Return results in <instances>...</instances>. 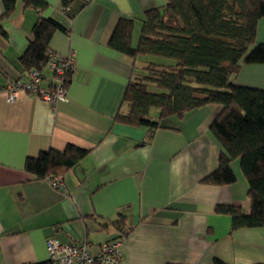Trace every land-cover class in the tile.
Here are the masks:
<instances>
[{"label":"crops","instance_id":"crops-1","mask_svg":"<svg viewBox=\"0 0 264 264\" xmlns=\"http://www.w3.org/2000/svg\"><path fill=\"white\" fill-rule=\"evenodd\" d=\"M64 1L47 0L44 14L68 29L53 35L52 51L76 60L66 100L55 104L26 93L7 100L8 84L27 79L20 58L39 16L19 0L0 21V264L48 262L49 239L88 241L96 256L102 243L115 241L120 220L129 231L123 264H264V228L233 230L231 217L215 212L217 205L251 212L239 160L232 163L235 184L202 183L219 165L210 128L221 106L172 118L151 139L148 129L116 119L129 111L123 99L133 65L110 39L122 19H133L136 46L144 14L166 0H67L63 10ZM256 42L264 43V19ZM43 76L42 87L54 89L49 67ZM232 81L264 89V64L243 65ZM70 144L90 153L62 175L63 190L25 171L28 158Z\"/></svg>","mask_w":264,"mask_h":264},{"label":"trees","instance_id":"trees-1","mask_svg":"<svg viewBox=\"0 0 264 264\" xmlns=\"http://www.w3.org/2000/svg\"><path fill=\"white\" fill-rule=\"evenodd\" d=\"M1 1L4 14L0 21H4L14 15L19 0ZM22 4L35 10L39 18L20 62L28 75L35 70L43 73L51 54L68 58L51 48L53 35L68 29L56 19L44 17L47 0H22ZM68 4L63 2V10ZM262 19L264 0H166L163 8L144 14L136 46L132 44L133 19H122L109 42L112 50L128 57L133 65L123 99L129 111L119 113L117 121L148 129L151 139L156 130L171 128L172 118L183 119L209 105L222 107L210 128L221 147L219 165L202 183L216 187L235 184L232 163L239 160L249 185L251 212L246 215L231 205L215 208L216 213L231 217L233 230L264 228V89L232 81L243 65L264 64V43L256 42ZM0 32L5 34L1 24ZM141 56L148 61L139 63ZM72 73L63 76L65 88ZM54 77L56 80V74ZM153 108L159 110L157 119L151 116ZM89 153L70 144L64 151L50 150L28 158L25 171L37 180L62 176ZM124 223H116V238L128 234Z\"/></svg>","mask_w":264,"mask_h":264},{"label":"built area","instance_id":"built-area-1","mask_svg":"<svg viewBox=\"0 0 264 264\" xmlns=\"http://www.w3.org/2000/svg\"><path fill=\"white\" fill-rule=\"evenodd\" d=\"M49 69L56 74L54 89H44L42 82L43 73L35 70L29 73L25 81L10 82L6 88L7 100L13 102L20 93H26L43 99L51 104L66 100L67 88L63 85V76L68 71H75L76 60L72 54L67 59L50 55ZM47 180L57 189H64L62 176L50 175ZM128 234H121L114 242L106 241L101 244L100 252L93 256L91 244L88 241H70L62 244L56 239H49L46 248L51 264H123L122 247Z\"/></svg>","mask_w":264,"mask_h":264},{"label":"rangeland","instance_id":"rangeland-1","mask_svg":"<svg viewBox=\"0 0 264 264\" xmlns=\"http://www.w3.org/2000/svg\"><path fill=\"white\" fill-rule=\"evenodd\" d=\"M154 59V58H153ZM157 60H159V59H157ZM160 60H162V59H160ZM159 62V61H158ZM153 112H156L157 113V115L159 116V110L158 109H156V108H153L152 109V111H151V116L152 117H154V113Z\"/></svg>","mask_w":264,"mask_h":264}]
</instances>
